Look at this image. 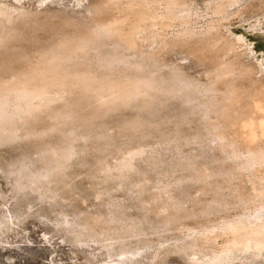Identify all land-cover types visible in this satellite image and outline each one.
I'll list each match as a JSON object with an SVG mask.
<instances>
[{
  "label": "rangeland",
  "instance_id": "374dc122",
  "mask_svg": "<svg viewBox=\"0 0 264 264\" xmlns=\"http://www.w3.org/2000/svg\"><path fill=\"white\" fill-rule=\"evenodd\" d=\"M110 1L0 0V33L13 37L0 48V81L120 17L129 0ZM142 3L133 47L101 36L75 64L98 78L150 77L152 98L103 107L72 91L0 140V264H264V246L234 245L228 231L264 223V167L236 128L222 129L225 145L216 129L230 82L238 113L261 116L264 0ZM67 104L94 119L58 127L52 114ZM74 127L77 153L52 170L49 148Z\"/></svg>",
  "mask_w": 264,
  "mask_h": 264
},
{
  "label": "bare ground",
  "instance_id": "6f19581e",
  "mask_svg": "<svg viewBox=\"0 0 264 264\" xmlns=\"http://www.w3.org/2000/svg\"><path fill=\"white\" fill-rule=\"evenodd\" d=\"M112 1L115 2L114 0ZM146 6L142 3V0H129L124 5L122 2L120 17L110 22L108 21L107 23L96 25L93 31L90 30L66 38L44 53L33 66L26 70L24 69L16 72V74L14 73L6 81H0V140H8L10 137L15 136L18 131L17 126L20 125H17V121L21 122V119L23 121L25 116L33 117L34 114L38 113L42 108L46 109L49 104L63 100V97L68 95V93L70 94L72 91H81L82 94L88 95L94 101H98L100 104L102 103L103 107L106 105H123L134 100L152 98L151 93L155 91L154 85H156V81L149 80L150 77L149 79L143 76L130 77L125 74L126 76L117 75L118 77L115 78L114 76H112L113 78H98L95 77V75H91L90 71L78 68L79 65L75 64V57L77 55H86L95 48L101 36L116 40L120 45H123L124 48L133 47L134 42L131 39V35L137 28L139 29L140 21L145 18L144 7ZM8 33L9 32L0 33V48L3 42H6L9 38H13L12 34ZM113 61L117 62L118 60L114 59ZM3 65L4 64L0 65V68L5 67ZM136 68H138L139 70L137 69V71L141 73V68ZM226 84H228V82ZM230 84L232 87L231 82ZM156 87L158 86L156 85ZM231 87H229V89L226 88L229 91L227 90L225 98L222 99V101H227V103L222 106L220 111L222 122L216 127V129L219 130H217L219 133L218 138L222 141V145H225V143L227 144L226 136H224L222 129L230 126H232L231 128H236V136H239L241 139L240 141H242L246 147L249 162L253 166L264 167V97L261 96L260 98L259 96L258 99L254 100L258 101L254 104V109L258 111L259 114L261 113V116L249 118L242 113H238L239 110H236L235 103L237 100L234 96L235 88L232 89ZM235 91H237V89ZM237 92H239V90ZM9 101H15L12 112L8 110L7 105ZM74 105L67 104L65 109L52 114V119L57 122L58 127L65 126L67 123H72L77 119L84 123H91V120L94 119L76 117L74 115V108L77 105L75 107ZM137 124L139 123L132 122L128 127L132 130L137 129L139 127ZM74 128H70L68 132L62 135L61 144H58L59 146L49 148L48 151L51 156L56 158L52 170L62 167L67 160L77 153L73 148L74 141L76 142V140H78L75 132L76 127ZM50 130L51 132H55L57 127ZM81 139L85 140L87 137H81ZM232 141L235 142L234 140ZM232 141H228L229 144H233ZM133 156L135 155H131V157ZM131 168L133 167L130 163V159L120 164V170H130ZM228 231L234 234V245H246L248 248L252 246L262 248L264 246V223L250 226L247 229H239L237 226H230L228 227Z\"/></svg>",
  "mask_w": 264,
  "mask_h": 264
}]
</instances>
